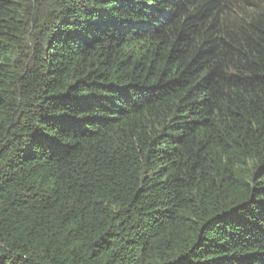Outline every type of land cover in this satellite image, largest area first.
Instances as JSON below:
<instances>
[{
    "label": "trees",
    "instance_id": "16d2710c",
    "mask_svg": "<svg viewBox=\"0 0 264 264\" xmlns=\"http://www.w3.org/2000/svg\"><path fill=\"white\" fill-rule=\"evenodd\" d=\"M0 264H264V0H0Z\"/></svg>",
    "mask_w": 264,
    "mask_h": 264
}]
</instances>
